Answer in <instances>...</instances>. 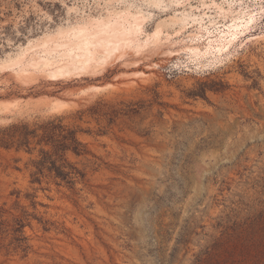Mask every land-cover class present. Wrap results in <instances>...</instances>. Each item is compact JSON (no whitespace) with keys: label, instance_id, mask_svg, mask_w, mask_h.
Returning <instances> with one entry per match:
<instances>
[{"label":"rangeland","instance_id":"374dc122","mask_svg":"<svg viewBox=\"0 0 264 264\" xmlns=\"http://www.w3.org/2000/svg\"><path fill=\"white\" fill-rule=\"evenodd\" d=\"M127 8L160 25L156 45L59 79L8 65ZM237 9L257 19L213 61L181 49L195 30L175 33L169 0H0V135L54 121L83 145L62 153L66 179L40 164V129L0 146V264H264V0Z\"/></svg>","mask_w":264,"mask_h":264},{"label":"bare ground","instance_id":"6f19581e","mask_svg":"<svg viewBox=\"0 0 264 264\" xmlns=\"http://www.w3.org/2000/svg\"><path fill=\"white\" fill-rule=\"evenodd\" d=\"M169 1L171 5L179 9L183 8L169 19L171 23L178 25L175 33L181 34L194 27L195 32L188 35L189 43L183 45L181 49L189 51L197 59L206 58L217 61L227 56L230 47L237 42L238 35L251 28L256 18L254 13L248 12L246 16L245 14L242 16L245 12L238 11L237 4L240 6L242 0H220V2L198 0L200 5L196 6L191 5V0ZM164 2L165 0H151V4L155 7ZM212 6L218 15L224 18L237 11L238 14L232 15L230 24L222 26L216 21L215 16L205 11V9H211ZM186 8L190 10L194 8L195 12H203L193 14L185 11ZM145 19L146 16L140 9L136 12H131L128 8L111 11L106 17L91 18L75 26L60 29L56 33L45 34L20 49L8 65L17 68L15 74L18 77L45 74L50 79L83 73L96 67L102 68L113 56L121 52L143 51L161 40L160 25L151 33L144 32ZM0 68L3 69L2 66Z\"/></svg>","mask_w":264,"mask_h":264},{"label":"trees","instance_id":"16d2710c","mask_svg":"<svg viewBox=\"0 0 264 264\" xmlns=\"http://www.w3.org/2000/svg\"><path fill=\"white\" fill-rule=\"evenodd\" d=\"M21 128V131H18L19 127H12L8 129L11 131L2 133L0 135V146L9 148L14 142H17L18 145H25L28 143V137L30 135H35L36 131L40 129L42 131L41 138H44L43 140L46 141L45 143H50L53 149L51 153L46 150L40 151V164H48V169L50 171H53L56 177L62 179L68 178L70 173L76 171L73 166L68 164L61 157L62 153L67 150H71L77 155L80 153V149L82 150L83 145L77 140L74 130L68 129L65 125L56 124L54 123V121H49L46 124L37 126V128H34L32 130H27L26 126H23ZM16 136L19 137L17 141L14 140ZM52 156L57 157V159ZM57 161L61 162L59 164H56ZM65 167L69 168L70 171L66 172L64 170Z\"/></svg>","mask_w":264,"mask_h":264}]
</instances>
